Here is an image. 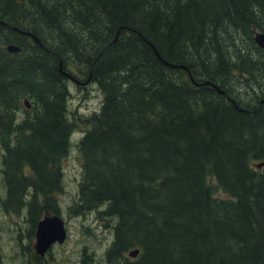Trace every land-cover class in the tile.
<instances>
[{"label":"trees","instance_id":"trees-1","mask_svg":"<svg viewBox=\"0 0 264 264\" xmlns=\"http://www.w3.org/2000/svg\"><path fill=\"white\" fill-rule=\"evenodd\" d=\"M0 21V207H26L30 237L60 211L61 62L103 95L69 211L114 220L105 264H264V0H0Z\"/></svg>","mask_w":264,"mask_h":264},{"label":"rangeland","instance_id":"rangeland-1","mask_svg":"<svg viewBox=\"0 0 264 264\" xmlns=\"http://www.w3.org/2000/svg\"><path fill=\"white\" fill-rule=\"evenodd\" d=\"M69 68L70 71L79 74L72 64H69ZM65 84L69 91L65 104L66 118L74 124V128L69 138L68 154L61 163L62 192L57 195V202L60 207V216L67 228V239L62 245L56 244L52 247L53 259L49 262L50 264H77V261H81L82 255L85 254L91 259V263L87 264H105V252L113 241L112 230L106 224H113L114 220L108 218L101 220L96 211L88 212L83 216H74L69 211L71 206L77 204L78 183L83 175L77 145L91 126L90 122L85 123V121L100 111L103 95L96 83H91L86 89H79L66 80ZM28 101L34 105L33 100ZM246 103L247 99H244L243 105H248ZM25 110L26 108L21 104L15 112L17 122L26 118ZM1 155L0 150V160ZM2 180L0 175V201L6 197ZM207 183L214 188L216 197L222 199L228 197L215 188L216 181L213 177H209ZM28 230L26 207L18 213L6 211L0 207V264H28V254L31 252L32 243ZM126 256L130 258L128 253Z\"/></svg>","mask_w":264,"mask_h":264},{"label":"water","instance_id":"water-1","mask_svg":"<svg viewBox=\"0 0 264 264\" xmlns=\"http://www.w3.org/2000/svg\"><path fill=\"white\" fill-rule=\"evenodd\" d=\"M0 24L5 25L3 22L0 21ZM22 35L30 36V38L34 42H38L37 39L32 36L30 33L18 31ZM254 42L255 44L264 52V33L262 32H255L254 33ZM6 50L10 53H18L20 52V49L15 45H8L6 47ZM163 64L166 66H169L173 69L182 68L185 70H188L184 66L180 65H173L169 64L167 62H164L160 57H158ZM61 65V64H60ZM58 71L65 77L72 79L70 74L62 71L61 68L58 69ZM190 80L193 82L192 78L190 77ZM196 86H203V85H210L212 88H214L219 94H223V91L219 90L215 85H211L209 82H204L201 84H196ZM25 106L28 108V103L25 102ZM241 111V109H239ZM264 164H258L256 165L257 168L262 167ZM67 236L66 228L63 219L61 218L60 214H47L45 215L36 226L35 231V241H34V251L37 255L44 257V255L49 251L51 246L53 244H63ZM139 254V250H131L128 252V256L132 259H135Z\"/></svg>","mask_w":264,"mask_h":264},{"label":"flooded vegetation","instance_id":"flooded-vegetation-1","mask_svg":"<svg viewBox=\"0 0 264 264\" xmlns=\"http://www.w3.org/2000/svg\"><path fill=\"white\" fill-rule=\"evenodd\" d=\"M37 43V42H36ZM61 64V65H60ZM59 68H61L62 69V71H64V72H66V73H68V74H70L71 75V77L73 78V80L72 79H69V78H67V77H65V76H63L59 71H58V69ZM58 69H57V71L65 78V80H66V82L68 81V82H70V83H72V84H74L77 88H79V89H86L87 88V86L88 85H90L91 83H93V82H91V75L89 74L88 76L86 75V76H83V75H80V74H78V73H76L75 71H72L71 70V72L67 69V68H65L63 65H62V63L61 62H59V64H58ZM68 88V87H67ZM219 95H224L225 96V94L223 93V94H219ZM226 97V96H225ZM228 100H230V98H228V97H226ZM25 102L26 101H24V105H25ZM28 108L26 107V109H30V105L28 104ZM238 110H239V108H237ZM242 110V109H241ZM240 111V110H239ZM240 112H242V111H240ZM47 214H51V215H54V214H52V213H50V212H46V213H44L43 214V216L42 217H44L45 215H47ZM40 221V220H39ZM38 221V222H39ZM37 222V223H38ZM36 226H37V224H36ZM35 231H36V227H35ZM35 231H34V235H33V237H30V238H32L31 239V241H32V243H31V252H29V254H28V264H31V262H33L32 264H50V259H53V257H52V255H51V251H52V247L54 246V245H56V244H53L52 246H51V248L49 249V251L44 255V257H41V256H39V255H37L36 253H35V251H34V244H33V242L35 241ZM58 245V244H57ZM77 264H82V262L81 261H77Z\"/></svg>","mask_w":264,"mask_h":264}]
</instances>
